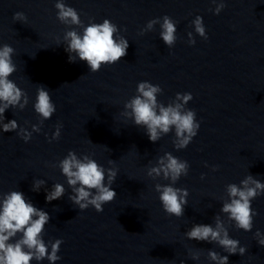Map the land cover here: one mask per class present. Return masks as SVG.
Instances as JSON below:
<instances>
[{
    "label": "clouds",
    "instance_id": "1",
    "mask_svg": "<svg viewBox=\"0 0 264 264\" xmlns=\"http://www.w3.org/2000/svg\"><path fill=\"white\" fill-rule=\"evenodd\" d=\"M216 4L214 14H219L225 7L223 0ZM57 19L66 26H77L83 31L78 32L75 28L65 31L63 42L65 51L69 54L68 61L74 63L77 58L87 63L91 72L95 73L102 65H112L119 62L127 54L128 40L118 35L117 25L108 19L102 23L89 22L84 25L79 13L73 7L67 6L63 0L55 3ZM14 21L27 22V17L22 12L13 15ZM162 21V22H161ZM177 21L165 15L162 18L149 20L141 29L139 35L152 31L156 24L160 25V38L168 48H172L177 40ZM195 33L207 40V33L203 24V18L196 16L192 21ZM189 45L196 43L192 32L188 33ZM60 39L57 37V46ZM14 49L4 44L0 47V129L2 132H16V134L28 142L33 132H40V125L50 119L56 112V106L45 86L37 88L34 110L40 118V124H34L31 131L19 128L15 119L5 123L4 113L9 108L23 110L29 100L25 92L19 88L9 77L16 71L13 62ZM137 94L124 104L121 115L126 119H132L134 125L145 129L149 140L153 143L159 141L162 136L167 135L174 129V147L177 150L186 148L197 135L200 123L196 120V112L186 108L193 99L191 93H177L175 99L165 106L158 101L157 97L162 93L159 85L148 81L139 82L136 89ZM61 124L56 125L49 142L58 140L61 135ZM109 164H114L109 160ZM66 183L71 189L69 201L78 208L86 210L92 206L96 212H103V205L113 201L117 193L111 187L115 182L118 170L115 167L105 169L89 155L78 156L75 151H69L57 165ZM207 166V165H205ZM189 164L180 160L170 152L158 157L156 165L149 167L147 175L153 180L161 177L169 180V184H155V191L159 193V200L164 212L169 216L177 218L184 215V207L188 204L189 195L187 189L174 187L173 185L181 176H187ZM214 166L212 171H217ZM201 179H204L203 175ZM105 181H107L105 183ZM45 180H34L32 191L39 192L45 187ZM228 199L224 200L220 215L214 217V227L208 224H193L184 233L188 240L205 241L216 243L229 255L239 254L243 256L246 248L240 246L239 241L230 238L226 224H235L237 229L250 232L253 229V217L257 215L251 207V201L264 194V183L247 175L240 184L231 183L225 188ZM46 202L58 200L65 195L64 185L55 183L51 190L45 188ZM48 212L35 207L31 201L25 198L18 190L10 191L0 196V264H31L33 260L40 262L47 259L50 264H55L61 257L57 254L63 243L61 239L47 243L43 239L45 225L50 221ZM19 235V238H17ZM259 245L264 246V233L256 230L254 233ZM50 247V252H49ZM192 259H199L198 254H193ZM208 259L215 264H228V255H220L216 251H208ZM183 264V261H181Z\"/></svg>",
    "mask_w": 264,
    "mask_h": 264
}]
</instances>
